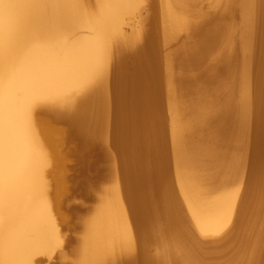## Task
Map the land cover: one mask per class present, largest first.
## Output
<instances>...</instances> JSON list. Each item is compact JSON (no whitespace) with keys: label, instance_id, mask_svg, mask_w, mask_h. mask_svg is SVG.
I'll use <instances>...</instances> for the list:
<instances>
[{"label":"bare ground","instance_id":"obj_1","mask_svg":"<svg viewBox=\"0 0 264 264\" xmlns=\"http://www.w3.org/2000/svg\"><path fill=\"white\" fill-rule=\"evenodd\" d=\"M56 252L264 264V0H0V264Z\"/></svg>","mask_w":264,"mask_h":264},{"label":"rangeland","instance_id":"obj_2","mask_svg":"<svg viewBox=\"0 0 264 264\" xmlns=\"http://www.w3.org/2000/svg\"><path fill=\"white\" fill-rule=\"evenodd\" d=\"M144 9H145V8H144ZM143 11H144V12H143V15H145L146 12H145V10H143ZM186 40H187V39H186ZM66 132H67V131H66ZM61 134L64 135V136L69 135V133H66V134H65V132L63 133V130H62ZM61 134H60V135H61ZM60 137H62V136H60ZM55 138H57V137H55ZM58 138H59V137H58ZM58 138H57V139H58ZM97 166H99V165L96 164L95 167L98 168ZM83 177H84V176L80 177V179H82V180L84 179V180H85V181L83 180L84 182L87 181L86 179H90V180L93 181V183H94V181L96 180V181H97L96 183L98 184V182L101 180V177H99L100 179H99V178L92 179V178H88V177L83 178ZM86 187H87V186L83 187L84 190H85V192H84L83 188H82V189L79 188V190H81V191L83 190V191H82L83 194H79V195H76V196H73V197H72V196L69 197V198H70V200H69V203H70L69 206H70V208H71V207L73 208L74 206H75V207L77 206V207H76L77 209H75V210H76V211L78 210V214H79V215H81V214H82V215L85 214L86 211L89 209L90 205H91V204H94V202L91 201V200H92L91 197H90L91 193H90V191L87 190L88 188H86ZM76 189H77V188L75 187L74 190L76 191ZM79 190H77L76 192H78ZM86 190H87V191H86ZM79 192H80V191H79ZM82 192H81V193H82ZM86 192H87V194H86ZM86 195H87V196H86ZM88 195H89V196H88ZM79 198H80V199H79ZM80 200H81V201H80ZM82 200H84V201L82 202ZM86 200H88V201H86ZM72 202H73V203H72ZM65 204H66V203H65ZM72 205H73V206H72ZM67 208H69V207H67ZM79 209H80V210H79ZM75 210H74V211H75ZM73 218H74V217H73ZM74 220H76V219H75V218L72 219L73 222H75ZM74 230H75V229H74ZM77 230H78V229H76V231H77ZM67 231H68V232H67ZM67 231H66V233H67V235H69L68 237H71V238H74V239H75V237H76V235H77V234H76L77 232H76V231L69 232V231H72V230H67ZM72 234H73V235H72ZM69 243H70L69 246H68V242H67L65 245H63V246H65V247L62 248V250H63V249H65V251L67 250V252L64 251V254H65V255L67 254L68 256L72 253L73 248H74V245H73V244H75L74 242H69ZM72 245H73V246H72ZM67 246H68V247H67ZM66 247H67L68 249H67ZM59 251H60V250H59ZM70 252H71V253H70ZM56 256H57V258H56ZM40 259H41V260L43 259L42 262H41V261L39 262L40 264H46V261H45L46 258L41 257ZM58 259H59V258H58V252H56V253H54V256L52 257V260L50 261L49 264H59V263H60V264H66V263H64L66 260L63 261V262H61V260H58ZM43 261H44V262H43ZM58 261H59V262H58Z\"/></svg>","mask_w":264,"mask_h":264}]
</instances>
